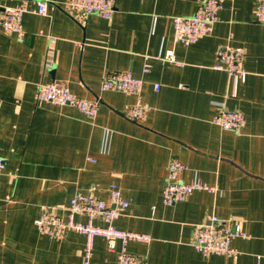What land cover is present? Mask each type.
I'll list each match as a JSON object with an SVG mask.
<instances>
[{"label": "crops", "instance_id": "1", "mask_svg": "<svg viewBox=\"0 0 264 264\" xmlns=\"http://www.w3.org/2000/svg\"><path fill=\"white\" fill-rule=\"evenodd\" d=\"M67 1L50 0L39 14L31 0H0V13L27 9L22 39L0 26V264H82L83 234L51 238L39 233L35 220L43 211L64 215L77 191L108 202L111 183L130 201L114 225L152 237L148 244H128L147 264H264L258 0H223L213 31L188 45L173 42L171 17L192 14L203 0H116L110 19L85 16ZM227 47L243 52L244 81L214 67L216 52ZM167 50L175 61L164 58ZM125 69L142 81L140 101L149 109L141 122L125 116L135 95L100 89L105 74ZM49 81L62 82L80 98L99 99L96 116L37 102L38 84ZM220 104L243 113L240 132L213 123ZM173 158L185 167L181 181L197 177L214 190L164 204ZM213 215L247 234L232 239L236 255L205 256L194 248L197 225ZM75 220L87 222L85 216ZM90 264H116L103 237L93 239Z\"/></svg>", "mask_w": 264, "mask_h": 264}, {"label": "built area", "instance_id": "2", "mask_svg": "<svg viewBox=\"0 0 264 264\" xmlns=\"http://www.w3.org/2000/svg\"><path fill=\"white\" fill-rule=\"evenodd\" d=\"M36 3L37 13L45 14L50 0H31ZM116 0H68L69 9L78 10L83 15H99L110 19L115 11ZM223 7V0H203L190 15H175L171 17L173 42H181L185 45L195 43L199 38L209 35L213 31L214 24L218 21L219 11ZM25 7H5L0 13V26L12 33L18 39L24 36L22 25ZM255 20L260 23L264 31V0H258L254 8ZM164 58L175 61L171 50H167ZM214 67L224 71L229 76L244 81L246 70L244 69V54L237 48H220L216 52ZM148 65L144 66L146 71ZM100 89L121 91L125 94L135 95L137 102L129 105L125 116L128 119L141 122L145 119L149 107L140 101L142 81L132 75L131 70H119L107 73L103 76ZM157 89V85H155ZM37 102H50L58 105H69L90 118H94L99 109V99H84L76 96L69 88L59 81L40 82L37 86ZM213 123L225 130L240 132L245 126V118L242 112L228 110L224 105H218L212 119ZM105 139L109 131H104ZM106 143L104 140V147ZM4 168L3 159L0 157V176ZM184 165L173 158L167 165V175L162 189V201L172 205L185 200L196 190L213 191L214 187L207 185L197 177L185 182L180 180V173ZM130 201L122 196L120 187L111 183L108 188V202L97 197L92 192L77 191L72 195L69 203L63 207L64 215H58L50 211H43L35 226L39 233L51 238L64 237L70 232L81 233L85 236V247L82 252V264H90L93 250V239L103 237L107 242L109 251L116 254V264H147L146 257L133 254L128 251L130 242L148 244L152 237L148 233L127 231L118 229L114 221L126 210ZM76 216H85L86 223L75 220ZM102 221L103 225H95L94 220ZM235 236L247 237V234L237 227L232 229L222 223L213 215L208 223L197 225L193 246L203 255H236L231 241Z\"/></svg>", "mask_w": 264, "mask_h": 264}]
</instances>
